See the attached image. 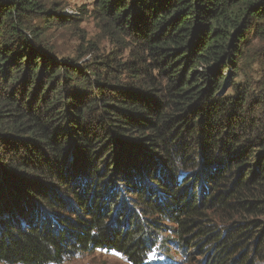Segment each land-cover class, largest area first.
I'll return each instance as SVG.
<instances>
[{
	"label": "trees",
	"instance_id": "obj_1",
	"mask_svg": "<svg viewBox=\"0 0 264 264\" xmlns=\"http://www.w3.org/2000/svg\"><path fill=\"white\" fill-rule=\"evenodd\" d=\"M89 12L114 49L79 64L44 36L77 17L0 0V263L145 264L170 231L197 264H264V0Z\"/></svg>",
	"mask_w": 264,
	"mask_h": 264
},
{
	"label": "rangeland",
	"instance_id": "obj_2",
	"mask_svg": "<svg viewBox=\"0 0 264 264\" xmlns=\"http://www.w3.org/2000/svg\"><path fill=\"white\" fill-rule=\"evenodd\" d=\"M95 0H50L51 3L61 5L62 9L69 7L78 10L80 15L75 16V24L64 27L51 28L44 34L45 43L55 48L60 56L70 57L83 62L92 63L97 60L98 55L107 54L114 49L110 38L105 35L98 21L89 11H92ZM82 9L88 12L82 13ZM260 67L255 64L252 67H243L236 81L246 85L251 80L259 79L263 74ZM229 78L232 73L227 72ZM226 88V86H225ZM234 93L233 88L226 90ZM50 212V210H48ZM159 239L158 246L149 255L145 264H197L199 257L195 254L186 253L178 244L177 238L169 232H164ZM2 264V263H0ZM63 264H133L124 255L114 251L98 249L95 252L76 255L67 259Z\"/></svg>",
	"mask_w": 264,
	"mask_h": 264
},
{
	"label": "built area",
	"instance_id": "obj_3",
	"mask_svg": "<svg viewBox=\"0 0 264 264\" xmlns=\"http://www.w3.org/2000/svg\"><path fill=\"white\" fill-rule=\"evenodd\" d=\"M63 13L69 15V16H78L80 15V12L78 10L70 9L67 7L65 10L63 9Z\"/></svg>",
	"mask_w": 264,
	"mask_h": 264
}]
</instances>
